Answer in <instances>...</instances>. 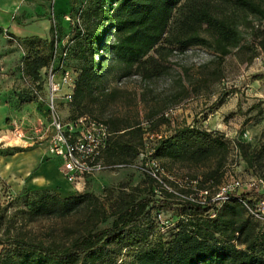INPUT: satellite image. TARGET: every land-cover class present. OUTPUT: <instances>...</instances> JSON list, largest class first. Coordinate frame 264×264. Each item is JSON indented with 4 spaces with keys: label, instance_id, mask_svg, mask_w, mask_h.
<instances>
[{
    "label": "trees",
    "instance_id": "16d2710c",
    "mask_svg": "<svg viewBox=\"0 0 264 264\" xmlns=\"http://www.w3.org/2000/svg\"><path fill=\"white\" fill-rule=\"evenodd\" d=\"M81 15L80 26L71 29L76 43L66 47V56L72 52L80 63L70 102L75 117L92 116L118 99L121 92L106 87L105 69L148 82L166 73L164 62L175 51L201 47L218 61L233 51L264 53V0H89ZM249 17L259 21L256 28ZM247 30L252 39L248 42ZM55 31L57 36L53 27L47 42L48 56L26 64L36 91L44 90L45 73L40 70L50 63ZM42 42L46 43L26 45ZM255 57L257 53L245 62ZM92 117L111 134L102 155L105 164L126 167L138 160L143 135L150 130L126 119ZM235 148L249 169L264 165V145L257 149L236 141ZM228 154L224 136L182 126L154 143L151 158L162 168L199 171L188 179L197 181L198 189H214L223 182ZM143 175L149 189L145 197L138 186L106 190L102 196L85 192L61 197L53 191L23 190L17 197L25 195L29 217L74 223L62 228L59 242L53 232L47 241L5 234L0 238V264H264V234L256 230L258 221L242 204L249 201L246 194L232 195L220 205H196L162 190L157 195L154 181ZM165 207L177 208L181 220L171 226L161 222L158 216ZM125 256L131 259L123 260Z\"/></svg>",
    "mask_w": 264,
    "mask_h": 264
},
{
    "label": "rangeland",
    "instance_id": "374dc122",
    "mask_svg": "<svg viewBox=\"0 0 264 264\" xmlns=\"http://www.w3.org/2000/svg\"><path fill=\"white\" fill-rule=\"evenodd\" d=\"M85 7L77 14L80 22L81 11ZM225 11L229 13L230 8L225 7ZM249 20L255 28L258 26V20L252 17ZM64 24L65 27L61 29L55 25L58 30L56 39L59 42L68 40L71 48L76 39L71 40V25L68 22ZM244 36L246 42L252 40L249 30L245 31ZM8 37L0 29V138H6V141H0V155L36 147L45 150V142L37 138L46 125V108L34 93L37 83L27 72L26 64L29 59L48 56V43L28 46L17 44ZM71 53L63 63L76 77L80 63ZM253 53H257V57L246 63V58ZM149 56L156 55L150 52ZM164 64L166 73L148 82L138 76L121 77L117 70L107 72L105 69L103 80L106 87L116 88L121 93L116 102L107 103L103 111L96 110L92 116L100 120L126 119L132 124L139 123L142 128L150 130L147 131L150 134L164 138L182 126H196L208 132H216L229 143L228 161L222 181L234 178L246 182L255 177L264 178V165L249 169L235 148L236 141L249 143L257 149L264 145V53L258 49L241 53L233 51L218 61L210 51L192 47L184 53L172 52ZM44 71L41 69L40 74H44ZM42 91L41 96L44 97L45 89ZM58 110L63 122L76 118L71 112L70 103L63 101ZM152 113L153 122H149L148 117ZM85 116L95 119L90 114ZM162 117L166 121H162ZM15 125L22 131L20 140L12 130ZM21 144L25 148L20 147ZM140 165L141 160L138 159L131 166L95 174L85 180L78 192L102 196L106 190L138 186L140 196L145 197L149 189L148 184L144 183L145 176L139 170ZM163 170L164 178L174 188L177 185L170 182L169 178L178 181L191 178L195 173L200 175L199 171L178 166H168ZM24 200L25 195L18 198L0 179V238L4 239L7 233L10 236L19 233L42 241L51 240L53 236L59 242L62 228L74 223V219L64 222L53 218H31L26 214ZM159 216L168 226L181 220L177 208L165 207ZM256 230L264 234V222L258 221ZM51 233L52 236H49ZM130 259L126 256L123 258L126 261Z\"/></svg>",
    "mask_w": 264,
    "mask_h": 264
},
{
    "label": "built area",
    "instance_id": "2783aa9c",
    "mask_svg": "<svg viewBox=\"0 0 264 264\" xmlns=\"http://www.w3.org/2000/svg\"><path fill=\"white\" fill-rule=\"evenodd\" d=\"M78 13H70L63 18L72 28L80 26ZM53 27H55L53 23ZM13 42H18L8 37ZM54 49L49 65L44 71L45 95L34 91L39 102L46 108V125L42 128L40 142H45V152L60 161V173L63 179L73 185L84 186L85 180L95 174L123 165L109 166L102 160V155L110 137L108 127L88 116H79L68 122H63L59 115V104L65 101L70 103L74 90V77L64 65L66 47L69 41H57L55 31ZM68 38V37H67ZM66 38V39H67ZM168 114H165L167 116ZM17 139H22V131L15 125ZM162 136L146 132L143 136V149L139 153L141 160L139 170L149 176L156 185L155 193L161 195V190L177 198L179 201L190 202L196 205L224 204L232 195L246 194L249 201L244 200L243 206L247 213L256 221L264 222V178H251L243 182L240 179L223 181L214 189H198L197 181L183 180L170 182L177 185L171 186L164 178V170L159 161L151 158L152 146ZM158 219L162 222L161 216Z\"/></svg>",
    "mask_w": 264,
    "mask_h": 264
},
{
    "label": "crops",
    "instance_id": "0c3cea01",
    "mask_svg": "<svg viewBox=\"0 0 264 264\" xmlns=\"http://www.w3.org/2000/svg\"><path fill=\"white\" fill-rule=\"evenodd\" d=\"M89 0H0V29L18 43L51 40L53 23L65 27L63 17L78 13ZM20 147L25 146L23 144ZM0 179L14 194L26 191H53L73 196L81 184L67 183L60 173V161L36 147L0 155Z\"/></svg>",
    "mask_w": 264,
    "mask_h": 264
},
{
    "label": "bare ground",
    "instance_id": "6f19581e",
    "mask_svg": "<svg viewBox=\"0 0 264 264\" xmlns=\"http://www.w3.org/2000/svg\"><path fill=\"white\" fill-rule=\"evenodd\" d=\"M4 140L6 141V138H3V137H2V138H0V141H4Z\"/></svg>",
    "mask_w": 264,
    "mask_h": 264
}]
</instances>
